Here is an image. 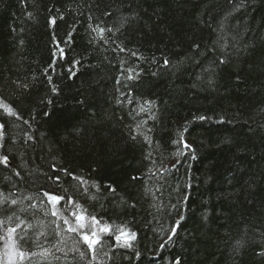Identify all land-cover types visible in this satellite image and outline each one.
I'll return each instance as SVG.
<instances>
[{"label":"trees","instance_id":"16d2710c","mask_svg":"<svg viewBox=\"0 0 264 264\" xmlns=\"http://www.w3.org/2000/svg\"><path fill=\"white\" fill-rule=\"evenodd\" d=\"M238 3L0 0V99L22 117L0 109L6 144L9 136L17 137L15 149L4 154L23 177L0 165V187L9 191L3 177L11 176L21 198L67 189L102 223L137 233L132 248L113 247L114 237L102 236L100 264H175L177 258L180 264H264L257 255L264 248V0H245L237 9ZM49 16L56 17L54 26ZM90 23L113 28L105 33L107 44ZM220 37L228 45L223 51L213 47ZM57 42L63 58L59 51L53 56ZM117 45L126 51L114 50ZM128 69L139 77L127 80ZM14 80L28 89L17 88ZM146 100L154 106L137 115ZM142 120L147 123L140 131L150 136L151 146L140 135L130 138ZM24 132L34 137L31 147L23 143ZM180 133L195 158L174 143ZM149 151L154 166L145 159ZM52 165L95 182L99 191L89 184L84 193ZM149 167L168 171L149 178ZM44 173L60 176L59 186ZM154 204L163 207L158 211ZM58 207L63 210L64 202ZM18 214L33 223L56 219L36 209ZM39 230H29L33 240ZM64 235L71 238L69 246L75 240L85 252L83 259L69 254L74 264H89L87 246L75 233ZM53 239L49 235L45 243L42 236L39 243L49 247ZM22 246L39 251L32 243Z\"/></svg>","mask_w":264,"mask_h":264},{"label":"snow or ice","instance_id":"6c2138e0","mask_svg":"<svg viewBox=\"0 0 264 264\" xmlns=\"http://www.w3.org/2000/svg\"><path fill=\"white\" fill-rule=\"evenodd\" d=\"M229 2L231 3L232 0H229ZM244 3L245 0H239V3L236 5L237 9L239 7H243ZM28 15L31 16V13H29ZM105 15L111 14L105 13ZM60 18L63 19V15H61ZM88 19L91 20V17L89 16ZM48 23L50 26H54L56 24V17L49 16ZM88 28L92 33H95L97 36H99L100 39L104 40L105 44L108 43V39L105 38V33H113V28L107 25L102 26L100 24H96L95 26H93L90 23L88 25ZM118 30L119 29H116V31ZM71 36L72 33H69L68 41H65V43L71 41ZM233 39L235 40V37H233ZM222 40L223 37L218 38L214 42L213 47L219 48L220 51H223L228 45L227 42L221 43ZM20 43L22 44L23 41H21ZM113 43H115V41H113ZM194 47L199 49L200 46L197 44L194 45ZM114 50H118L120 52L126 51V49L121 47L120 45H117L116 49ZM57 51H59L60 57L63 58L64 51L63 48L60 47L59 42H57L56 50L53 51L54 57L57 55ZM133 55H135V53H133ZM218 62L220 64H224L226 63V60L224 58H219ZM75 63L78 64L79 62L76 61ZM169 63V60L167 58H164L163 67H168ZM49 67H53V65H50ZM134 71L135 70L133 69H128L129 75L127 76V80H134L139 77V72H136L135 75L132 74ZM45 74H47V70H45ZM153 75L156 74L153 73ZM47 78L49 83L51 84L52 77L49 75ZM13 83L17 88L27 90L29 87L28 84L23 83L20 80H14ZM117 83L119 84L120 81L117 80ZM209 83H211V81H209ZM53 91H56L55 87H53ZM128 94L130 95L131 93L129 92ZM121 95H124V93H121ZM117 103H121V101L117 100ZM129 103H131V101H129ZM154 103V101L146 100L144 102V106H141L139 112H137L136 114L139 115L140 112L150 111L151 107L154 106ZM0 109H4L7 115L14 116L17 120L22 119V117L19 116L16 110L5 103L2 99H0ZM150 118L155 119V116L153 115ZM199 119L203 120L205 119V117L201 116ZM23 123L29 124V121L24 120ZM146 123L147 121L144 120L138 122L135 129H133L130 138L132 140H136L137 135H140L142 136L143 141L151 146L152 141L150 136L140 131V129ZM148 131H151V129H148ZM5 135V124L0 123V149H3V152H0V165H2L4 169L10 170L16 177L20 178V180L22 181L23 177L21 176L20 171L10 166L9 155L4 154L12 152L15 149V146L17 144V137L9 136L11 144L8 145L5 141ZM31 141H34V137L29 132H24L23 143L31 147V144H29V142ZM174 143H176L178 146H181L183 149H187L189 152H193L192 158H195L194 150L192 149L191 145L187 144V142L184 140L183 133L179 134V139L177 141H174ZM176 154L180 155L181 153L178 151ZM145 159L150 160L153 166L157 163L156 159L153 158V154L151 151L147 153ZM173 167H175V165H173ZM51 168L53 172L60 171L65 175L70 176L72 180L77 182L76 187L78 189L82 188L84 193H88V186L90 182L84 176L76 175L66 168L57 169L55 165H52ZM167 171L168 169L165 168H160L157 170L154 169V167H149L147 169L149 178L157 177L158 175L162 177L163 174ZM44 175L46 176L47 180L51 181L52 184H56L57 186H59V182L61 179L60 176H49L46 173H44ZM132 179L136 180L140 179V177H132ZM3 180L10 186V190L5 191L3 187H0V242H3L2 247H0V264H54L55 261H60L61 264H74L76 257L73 256L70 259L69 254L78 253L79 258L83 259L85 257V252L81 251L80 248L76 246L75 240H73L72 246H69L68 241L71 238L65 236V232L75 233L76 236L79 237V240L87 246L88 252L92 254L89 264H92L93 261H97L98 264H100L102 236H113L116 241V245H114L113 247L119 246L122 248H132V241L136 240L137 233L132 232L127 228L126 225H111L107 222L102 223V219H98L95 215L89 214L87 209L84 208L83 205L74 200L71 195L67 194V189H63L62 194H55L50 191L42 190L40 193L36 194L35 197L33 195H27L21 198L17 195L16 183L12 181V177L4 176ZM90 186L99 191V185H97L95 182H91ZM105 187L109 192H115V188L111 185H106ZM157 191H160V189L157 188ZM66 195L67 200H65ZM91 198L95 199V196H92ZM24 200L33 202L25 206ZM36 201H38L39 203H37ZM46 202L47 205L51 206L50 208L46 207ZM61 202H64L63 210L58 207ZM153 207L157 208V210L159 211L163 207V205L154 204ZM172 207H175V205H173ZM30 209L42 211L45 217L51 215L52 217H56V219L50 221L48 224H45L43 220L36 218L35 223H33L28 221L26 218H22V216L18 214L29 213ZM64 212H68V215H65ZM182 219L183 216L181 215V220ZM181 220H177L175 222V225L171 227L170 233L168 234V241H172ZM53 225L54 227H52ZM35 228H38L40 230L34 233L35 240H33V237L29 234V230ZM48 228H51V232L46 231V229ZM49 235L53 236L54 238L49 247H45L44 244L39 243L40 237L42 236L45 237V243H48L47 237ZM29 243L34 244L35 247L39 249V251L26 250L22 246ZM161 247H164V245L162 244ZM57 253H61L62 255H57ZM102 255L108 256V253L104 252L102 253ZM257 255L264 256V248H262L261 251L257 252ZM137 257H139V253H137ZM109 259H111L110 256ZM175 264H180L179 258L176 259Z\"/></svg>","mask_w":264,"mask_h":264}]
</instances>
